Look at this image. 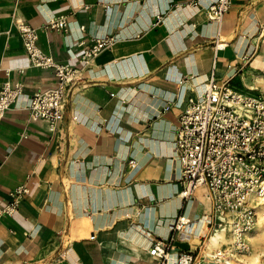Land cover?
I'll use <instances>...</instances> for the list:
<instances>
[{
    "label": "crops",
    "instance_id": "1",
    "mask_svg": "<svg viewBox=\"0 0 264 264\" xmlns=\"http://www.w3.org/2000/svg\"><path fill=\"white\" fill-rule=\"evenodd\" d=\"M213 1L0 0V87L24 83L0 122V206L17 186L29 189L0 218V264H154L149 251L178 215L198 233L211 203L203 187L180 196L174 150L187 98L212 73L264 96V0H232L221 26L207 16ZM60 14L66 33L46 27ZM21 21L59 62L75 63L82 39L118 38L83 71L53 132L29 120L30 97L57 76L30 65Z\"/></svg>",
    "mask_w": 264,
    "mask_h": 264
},
{
    "label": "built area",
    "instance_id": "2",
    "mask_svg": "<svg viewBox=\"0 0 264 264\" xmlns=\"http://www.w3.org/2000/svg\"><path fill=\"white\" fill-rule=\"evenodd\" d=\"M231 4L232 0L213 1L206 9L208 18L221 26ZM68 25L69 15L60 14L46 27L66 33ZM18 29L30 65L50 69L57 76L55 86L39 89L30 97L29 120H44L52 132L56 131L83 71L118 38L106 35L82 39L77 42V61L59 62L39 47L35 27L21 21ZM262 32L264 34V27ZM215 46L221 48L225 43H216ZM23 93L24 83L21 81L8 80L2 84L0 122ZM174 150L181 167L183 188L180 196L186 200L197 188H205L206 198L211 203V213L203 217L206 228L216 231L230 224L235 241L244 244L246 235L257 223L258 208L264 204L263 94L239 91L212 73L204 83L202 94L187 98L179 115ZM131 164L135 166V161L131 160ZM28 192L25 184L12 190V199L0 206V218L16 212ZM193 225L190 219L178 215L170 238L156 240L150 249L153 263L199 264L198 247L182 248L176 244L177 241L190 240ZM94 237L92 234L91 238Z\"/></svg>",
    "mask_w": 264,
    "mask_h": 264
},
{
    "label": "rangeland",
    "instance_id": "3",
    "mask_svg": "<svg viewBox=\"0 0 264 264\" xmlns=\"http://www.w3.org/2000/svg\"><path fill=\"white\" fill-rule=\"evenodd\" d=\"M260 211L264 215V208ZM256 227L257 225L255 224L252 230ZM230 228L231 226L228 225V238L224 242L210 247L207 243L215 230L207 229L206 226L203 225L199 233L194 232L192 234L187 243L190 244V241H192L194 245L198 246L197 254L199 257V264H264V230L252 235H246L245 243L238 244ZM187 248L195 247L189 245ZM204 255L208 257H204ZM227 261L229 262L227 263Z\"/></svg>",
    "mask_w": 264,
    "mask_h": 264
},
{
    "label": "bare ground",
    "instance_id": "4",
    "mask_svg": "<svg viewBox=\"0 0 264 264\" xmlns=\"http://www.w3.org/2000/svg\"><path fill=\"white\" fill-rule=\"evenodd\" d=\"M198 192V191H197ZM203 197H206V196H203ZM262 205L260 206L259 208V216H258V219H257V227L254 229V230H251L248 234L252 235L254 233H258V232H261L262 230H264V215L262 214V212L260 211L261 209L264 208V204L261 203ZM197 223V222H196ZM195 223V224H196ZM205 223V220L203 219V223H202V228H203V225ZM228 226V225H227ZM227 226H224L223 228H220L218 230H216L214 233L211 234L210 238H209V241H208V246H214V245H219L221 244L222 242H224L227 238H228V230H227ZM229 226H231L229 224ZM201 228V229H202ZM200 229V230H201ZM199 230V231H200ZM193 231L195 232V225L193 227ZM198 231V233H199ZM247 234V235H248ZM208 254V253H207ZM204 257H208L206 255H204ZM220 260V259H219ZM229 261H227L228 263Z\"/></svg>",
    "mask_w": 264,
    "mask_h": 264
}]
</instances>
